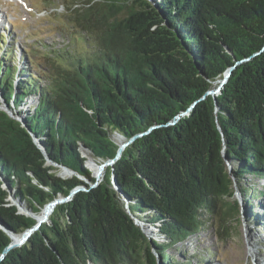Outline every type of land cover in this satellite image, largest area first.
<instances>
[{
    "label": "trees",
    "instance_id": "trees-1",
    "mask_svg": "<svg viewBox=\"0 0 264 264\" xmlns=\"http://www.w3.org/2000/svg\"><path fill=\"white\" fill-rule=\"evenodd\" d=\"M70 1L82 36L40 50L44 64L25 52L24 69L0 55V93L26 125L0 111V264H180L170 247L215 220L227 235L238 206L227 199L264 178V0H157L147 14L139 0ZM230 68L221 93L207 95ZM29 97L35 107L21 111ZM117 136L139 137L94 186L82 147L104 163ZM33 137L75 176L46 166ZM79 187L4 253L7 231L35 227Z\"/></svg>",
    "mask_w": 264,
    "mask_h": 264
},
{
    "label": "rangeland",
    "instance_id": "rangeland-1",
    "mask_svg": "<svg viewBox=\"0 0 264 264\" xmlns=\"http://www.w3.org/2000/svg\"><path fill=\"white\" fill-rule=\"evenodd\" d=\"M147 2L152 6L158 4L157 0H147ZM73 3L70 0H0V37L3 35L5 38L0 55L11 58V62L14 61L21 69H24L26 65L31 67L32 64H27L31 63L30 60V62L22 60L23 54L32 51L35 52L37 62L44 64L39 55L40 50L45 48L48 50L53 46L64 48L73 34L76 33L78 37L83 35L71 22L73 15L69 12ZM8 48L12 50L10 54L6 52ZM43 66L47 67V65ZM34 73H37V70ZM211 92L215 96L219 94L218 88ZM34 99L37 100V98L29 97L20 110H24L31 104L33 105L30 109L35 107ZM12 114L16 116L21 113L13 111ZM23 115L19 117L24 118ZM120 137H116L118 142L123 140ZM82 153L87 157L86 167L90 170L92 177L98 182L103 181L110 165L108 166L105 162L96 164L88 153L84 151ZM102 164H105V167L100 170L99 166ZM58 175L65 179L75 176L64 173L62 169H59ZM250 185L252 188L246 192L248 194H243L244 191L237 189L233 197L227 199L229 203L236 201L238 203L236 212L228 221L227 235H220L216 220L211 221L187 241L171 246L168 254L174 256L180 264H264V242L260 235L264 229V178L250 177L248 186ZM75 195L70 196L65 202H69ZM8 199L11 202V196ZM43 217V211L36 215L37 223L43 221L41 226L49 222V218L40 220ZM15 236L17 237L14 240L18 243L16 247L25 245L29 240L19 244L22 237ZM157 259L159 264H163L159 258Z\"/></svg>",
    "mask_w": 264,
    "mask_h": 264
},
{
    "label": "water",
    "instance_id": "water-1",
    "mask_svg": "<svg viewBox=\"0 0 264 264\" xmlns=\"http://www.w3.org/2000/svg\"><path fill=\"white\" fill-rule=\"evenodd\" d=\"M139 1L143 4V6H144V8H145V14H147V12H154L155 8H154L149 2H147V0H146V1H145V0H139ZM147 3H148L149 5H148ZM134 6H135V7L137 6V8H139L140 5H139L138 3H136ZM140 9L142 10V12H144V10H143L142 7H141ZM155 11H157V10H155ZM157 16H158L159 18H161V14H160V12L157 13ZM163 23H164L163 26H166V27L168 28L167 23H166V22H163ZM158 27H159V26L156 25V26H154V29H157ZM178 40H179V39H178ZM180 45H181V47L183 48L182 43H180ZM232 71H233V68H230V69L226 72V78L222 81L220 87L218 88V92H219V94L221 93V89L224 87V85L226 84V82H227V80L229 79V77L232 75ZM209 94H212V92L210 91V92L207 93V95H209ZM36 102H37V100L34 99V102H33V103L36 104ZM2 103H3L4 105H3ZM30 104H31V103H30ZM6 105H7V104L5 103L4 98H3L2 94L0 93V111H3V112H4V113H5L10 119H12V120H14V121H16V122H19V123L22 125V127L26 128V125L24 124L23 119L20 118L19 116L16 117L17 115L14 116V115L12 114V111H10ZM31 105H33V104H31ZM31 105L26 106L25 109L22 110V111H25V112H26V111L31 110V109H30V108H31ZM25 112H24V113H25ZM23 117H25V115H24ZM28 132L30 133V130H29V129H28ZM139 136H140V135H139ZM139 136H136L135 138H133V139L127 141V142L123 141L124 139H123L122 137H120V138H122L123 140H122V142H121V140L119 141V142H121V143H119L120 148H119V150H118L117 156H116L114 159L108 160V161L105 162V163H106L108 166H109V165H110V166L113 165V164H114V163L120 158V156H121L122 152L125 150V148L128 147V146H129V145H130V144H131V143H132L137 137H139ZM33 140H34V143L36 144V146H37L39 149L42 150L41 145H40V144L34 139V137H33ZM82 150H83L84 152H87V151H88L85 147H82ZM42 152H43L44 157H45V159H46V166H53V167H55V168L62 169V171H63L64 173H68V174H73V175H75V173L72 172L71 170H69L68 168H66V167H60V166H58L56 163H53V162L48 158V156H47V154L44 152V150H42ZM104 165H105V164L100 165V166H99V169L102 170V169L105 167ZM98 176H99V174L97 175V177H98ZM96 180H97V179H96ZM99 183H100V182L97 181L96 184H95L94 186H96V185L99 184ZM114 186H115V187H114L115 190L118 191V193H120V190H119V189L117 188V186H116V181H114ZM3 189L5 190V186H3ZM82 190H84V189H83V188H80V187H79V188H76V189H74V190L72 191V193H71L69 196H67V197H59L58 199H56V200L50 202L49 204H47V205L45 206L44 210H43L44 217H43L42 220H47L48 218H49V220H50V215L53 214L55 208H56L59 204L66 203L65 201H67L68 198H69L70 196L75 195V194H77L78 192H80V191H82ZM120 194H121V193H120ZM125 203H126V202H125ZM11 205L16 206L17 209L19 210V212L22 213V214H25V215H33V214L29 213L28 211H26L25 207L21 204V202H20L19 199L16 200V199L13 198V196H11ZM127 209H128V208H127ZM48 216H49V217H48ZM34 218L37 220L36 215L34 216ZM42 222H43V221H39L35 227H33V228H31V229H27L23 234H20L21 237H22V239L20 240L19 244H21V243L27 241L35 231H37L38 229H40ZM7 233H8V235L10 236V238H11L12 241H11V243L9 244V246L5 249L4 253H7L8 251L14 249V247H16V245L18 244V243L14 240L17 236H15L14 234H12V233H10V232H8V231H7ZM16 248H17V247H16ZM2 258H3V257H1L0 260H2Z\"/></svg>",
    "mask_w": 264,
    "mask_h": 264
},
{
    "label": "bare ground",
    "instance_id": "bare-ground-1",
    "mask_svg": "<svg viewBox=\"0 0 264 264\" xmlns=\"http://www.w3.org/2000/svg\"><path fill=\"white\" fill-rule=\"evenodd\" d=\"M1 25V24H0ZM25 124V123H24ZM49 217V216H48ZM43 219V218H42ZM42 219H40V220H42ZM263 230V233L262 234H260V235H262L261 237H263V242H264V229H262Z\"/></svg>",
    "mask_w": 264,
    "mask_h": 264
},
{
    "label": "clouds",
    "instance_id": "clouds-1",
    "mask_svg": "<svg viewBox=\"0 0 264 264\" xmlns=\"http://www.w3.org/2000/svg\"><path fill=\"white\" fill-rule=\"evenodd\" d=\"M19 113V111H17ZM21 115V114H20ZM24 116V115H23Z\"/></svg>",
    "mask_w": 264,
    "mask_h": 264
}]
</instances>
